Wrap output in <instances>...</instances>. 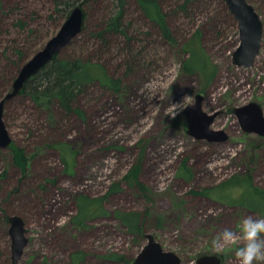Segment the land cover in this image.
I'll use <instances>...</instances> for the list:
<instances>
[{
    "label": "rangeland",
    "instance_id": "374dc122",
    "mask_svg": "<svg viewBox=\"0 0 264 264\" xmlns=\"http://www.w3.org/2000/svg\"><path fill=\"white\" fill-rule=\"evenodd\" d=\"M184 1L163 3L174 43L130 0L139 62L128 73L124 61L88 31L66 46L64 56L100 60L121 79L116 89L88 87L79 99L83 117L18 95L7 101L4 119L29 161L24 171L10 147L0 148V218L23 217L29 239L16 264H133L147 243L144 233L154 234L182 264H195L204 254L239 264L235 249L242 241L222 251L213 241L225 228L238 231L245 216H264L259 196L244 184L229 186L250 177L251 191L264 198V137L244 130L234 113L252 101L264 111V0H248L263 22L261 49L250 67L233 62L240 29L227 3L202 0L182 10ZM80 2L86 28L95 30L110 1ZM66 18L55 0H0V68L14 74ZM199 32L209 62L204 72L186 68L190 53L183 48ZM13 83H5L0 99ZM199 93L204 110L217 112L212 128L226 130L225 141L187 132L185 109ZM135 166L133 182L126 176ZM81 203L90 205L83 221ZM128 212L139 213L143 233L134 234L121 219ZM9 226L0 220V264H14Z\"/></svg>",
    "mask_w": 264,
    "mask_h": 264
},
{
    "label": "trees",
    "instance_id": "16d2710c",
    "mask_svg": "<svg viewBox=\"0 0 264 264\" xmlns=\"http://www.w3.org/2000/svg\"><path fill=\"white\" fill-rule=\"evenodd\" d=\"M81 0H55L56 8L59 11H64L68 18L72 9L78 5ZM110 4L103 10L101 23L96 24L95 30H89L87 25H83V30L80 33L82 36L86 31L98 43L104 44L105 52H115L119 61H124L128 68L131 70L136 62V51L138 43L134 42L135 36L130 34L131 24L129 21L128 8L130 0H109ZM140 6L141 11L146 14L151 20L158 25L162 35L169 41L176 42V38L172 27L167 20V14L164 12L163 3L165 0H136ZM202 0H185L178 7L182 10L190 8V5ZM86 1L83 2V4ZM82 3V2H80ZM190 4V5H189ZM66 18V19H67ZM20 26H25L22 21H19ZM32 32V30H31ZM199 36L193 41H187L184 44L185 51L190 53V59L186 63V68L190 70H200L202 72L207 70L209 62L207 57L204 56L203 50L200 47ZM76 41V40H75ZM16 43V42H15ZM20 42L15 44L16 53L22 56V49L19 47ZM103 48V47H102ZM67 47L56 55L49 63H47L40 71L27 80L23 90L17 98H26L33 103H37L41 107H48L52 111L57 107L64 109L68 113L78 114L84 116L86 111L79 104L80 98L87 92V88L96 83L101 84L107 88L116 89L119 84L120 78H116L110 74L108 66L100 60L92 58L69 57L64 56ZM198 52L202 53L199 54ZM202 56V61H196L197 56ZM22 67L21 63L15 66L14 74L5 68H0V93L4 90L5 83L15 81L16 76ZM5 120V119H4ZM6 122V121H5ZM7 124V123H6ZM8 126V124H7ZM14 154V160L21 166L22 170H27L28 158L25 154L24 148L16 145L14 142L10 146ZM137 167L135 166L126 176L127 179L133 181L137 179ZM252 178L234 179L230 182L229 186H237V184H244L249 192L255 193L260 197L263 206L264 198L255 191H251ZM242 181V182H241ZM262 207H259L260 209ZM90 205L81 203V212L79 220L83 221L89 215ZM10 216V215H9ZM8 215H2L0 220L8 222ZM121 219L129 227V230L134 234H141L142 224L139 213H124Z\"/></svg>",
    "mask_w": 264,
    "mask_h": 264
},
{
    "label": "water",
    "instance_id": "95a60500",
    "mask_svg": "<svg viewBox=\"0 0 264 264\" xmlns=\"http://www.w3.org/2000/svg\"><path fill=\"white\" fill-rule=\"evenodd\" d=\"M239 22L240 44L233 53V62L239 66L250 67L258 56L263 38V22L255 7L248 0H224ZM84 25V10L76 5L69 17L43 48L38 50L22 67L13 87L0 99V148H9L13 138L4 120V110L8 100L19 95L29 78L40 71L77 35ZM203 95L197 94L194 102L185 109L187 132L197 138L225 141L228 134L224 129H213L217 112L209 113L203 108ZM237 115L244 130L264 137V111L260 103L249 102L236 107ZM9 234L12 240L11 256L16 264L22 257L28 244L27 228L23 217L10 215ZM147 243L134 259L133 264H182L181 257L174 251L166 250L152 233H144ZM223 257L218 254H204L197 258L195 264H222Z\"/></svg>",
    "mask_w": 264,
    "mask_h": 264
},
{
    "label": "clouds",
    "instance_id": "9594fccd",
    "mask_svg": "<svg viewBox=\"0 0 264 264\" xmlns=\"http://www.w3.org/2000/svg\"><path fill=\"white\" fill-rule=\"evenodd\" d=\"M238 240L243 242L235 249V257L239 264H256L264 261V216L243 217L238 224V231L225 228L215 237L213 247L217 251H222L226 245Z\"/></svg>",
    "mask_w": 264,
    "mask_h": 264
},
{
    "label": "flooded vegetation",
    "instance_id": "af4514ba",
    "mask_svg": "<svg viewBox=\"0 0 264 264\" xmlns=\"http://www.w3.org/2000/svg\"><path fill=\"white\" fill-rule=\"evenodd\" d=\"M9 221V220H8Z\"/></svg>",
    "mask_w": 264,
    "mask_h": 264
}]
</instances>
